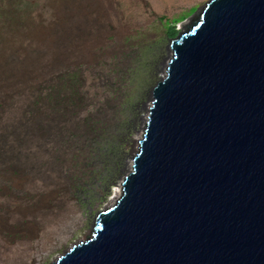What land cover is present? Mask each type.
I'll use <instances>...</instances> for the list:
<instances>
[{
    "label": "water",
    "instance_id": "water-1",
    "mask_svg": "<svg viewBox=\"0 0 264 264\" xmlns=\"http://www.w3.org/2000/svg\"><path fill=\"white\" fill-rule=\"evenodd\" d=\"M198 11L169 40L119 195L52 264H264V0Z\"/></svg>",
    "mask_w": 264,
    "mask_h": 264
},
{
    "label": "rangeland",
    "instance_id": "rangeland-1",
    "mask_svg": "<svg viewBox=\"0 0 264 264\" xmlns=\"http://www.w3.org/2000/svg\"><path fill=\"white\" fill-rule=\"evenodd\" d=\"M206 1L92 0L99 22L81 26L79 35L90 28L93 33L81 43L78 35L71 41L72 33L68 39L66 30L65 35L55 32L61 36L57 41H44L57 7L52 0H0L1 59L20 45L28 52L19 69L0 70V183L9 176L11 193L28 199L9 206L22 211L40 204L23 217L11 216L32 228L20 238L1 231L0 264H52L91 234L96 215L120 193L150 89L171 52L169 40L197 17ZM177 19L173 36L169 28ZM133 57L138 79L130 86L123 115L114 112L113 119L106 103L115 102L118 109L115 99L122 89L117 88V72ZM75 61L83 63L81 69L72 66ZM64 73L66 80L60 78ZM62 95L69 104L60 103ZM99 120L109 125L104 161L93 158L83 134L86 124Z\"/></svg>",
    "mask_w": 264,
    "mask_h": 264
},
{
    "label": "trees",
    "instance_id": "trees-1",
    "mask_svg": "<svg viewBox=\"0 0 264 264\" xmlns=\"http://www.w3.org/2000/svg\"><path fill=\"white\" fill-rule=\"evenodd\" d=\"M55 4H57L56 10L54 11L53 20L50 21L47 26H45V37L44 41L48 42L49 40L60 39L61 36H58L57 33L59 32L65 35V30L68 32V39H70V33H72L73 37L71 41H74L75 37L80 36L81 37V43H84L86 40V37H90L93 35L92 29L90 28L88 32L84 35H79L81 26L84 25H90L93 23L99 22V15L93 12L92 7L93 2L91 0H52ZM15 13V12H14ZM16 14V13H15ZM177 20H174L173 25L170 26V34L175 36L176 32L174 30V24L177 23ZM87 27H85L86 29ZM77 37V38H78ZM67 38V37H66ZM76 38V39H77ZM55 41V42H56ZM142 48L139 47L138 51H142ZM144 49V48H143ZM26 48L20 45L19 48H17L16 51H12L10 55L4 56V58L1 59L2 56H0V70H17L22 65L25 64V61L28 58V52L26 53ZM24 53H26L24 56H22ZM133 57L132 60L129 61V64L124 67V69H121L117 72V84L119 89H122L120 93H118V97H116V101L119 103L118 109L114 107L115 102L113 104L107 102V110L112 112L113 119L117 118L115 117L116 114L118 116L123 115V108L130 99L131 89L130 86L133 84L135 80L138 79L137 75H139V67L136 66L137 58ZM59 62L58 60H55V63L57 64ZM22 64V65H21ZM82 62L81 61H75L72 65L76 69L82 68ZM67 74H60V78L63 80L67 79ZM19 83H16L14 86H16ZM65 84V82H64ZM4 92L6 96L9 94V85H6V83L3 84ZM2 87V88H3ZM1 88V89H2ZM65 88V87H64ZM15 91H18L17 88ZM60 103L63 105L69 104L68 101L66 102V96L62 95L60 97ZM117 109V110H116ZM116 112V114H113ZM90 121V120H87ZM91 125L86 124L84 126V136H86V141L90 145V153L92 154L93 158L96 160L104 161L105 152H102L103 149V143L105 141V138L109 132V125L107 123H103L102 121H93L90 122ZM82 185H78L77 189L84 188L81 187Z\"/></svg>",
    "mask_w": 264,
    "mask_h": 264
},
{
    "label": "flooded vegetation",
    "instance_id": "flooded-vegetation-1",
    "mask_svg": "<svg viewBox=\"0 0 264 264\" xmlns=\"http://www.w3.org/2000/svg\"><path fill=\"white\" fill-rule=\"evenodd\" d=\"M9 171V167L6 168ZM2 183H0V233L5 231L8 235L13 234L14 238H20L21 234L29 235L32 226H26L28 223L24 221L21 224L17 223L11 216L16 214L18 217H23L25 213H32V210L39 208L40 204L35 203L32 205L30 210L28 207L24 206L23 210L20 211L17 207H12L15 202L16 204H27L28 199L25 196H16L11 193V184L9 183V176H2ZM2 200V201H1ZM12 204V206H9Z\"/></svg>",
    "mask_w": 264,
    "mask_h": 264
},
{
    "label": "bare ground",
    "instance_id": "bare-ground-1",
    "mask_svg": "<svg viewBox=\"0 0 264 264\" xmlns=\"http://www.w3.org/2000/svg\"><path fill=\"white\" fill-rule=\"evenodd\" d=\"M138 139H139V137L137 136L136 142H137ZM134 152H135V150L132 151V155L134 154ZM130 164H131V163L129 162V163H128V167L130 166ZM118 192H119V190L115 192V199H116L117 196H118ZM110 205H111V204H110Z\"/></svg>",
    "mask_w": 264,
    "mask_h": 264
}]
</instances>
